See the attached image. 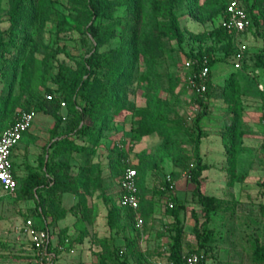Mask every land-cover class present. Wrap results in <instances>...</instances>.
Wrapping results in <instances>:
<instances>
[{"label":"rangeland","instance_id":"rangeland-1","mask_svg":"<svg viewBox=\"0 0 264 264\" xmlns=\"http://www.w3.org/2000/svg\"><path fill=\"white\" fill-rule=\"evenodd\" d=\"M190 1L184 0L175 8V22L184 34L183 43H177L171 35L167 37L164 55L151 65L140 48L139 38L147 19L149 0H136L137 59L130 79L120 87L126 91V101L111 110L93 152H72L67 160L69 167L65 164L59 167L68 183L81 174L87 183L78 188H65L59 195L60 200L54 197L66 215L57 220L49 218L51 258L42 257V251L34 247L22 228L27 219H32L35 224L40 222L36 202L24 200L16 192H7L0 186V264H113L117 258L126 259L128 264H171L168 257L174 232L170 225L174 218L167 212V206L173 195L183 203L180 225L185 231L184 244L195 241L192 211L201 212L193 194L195 184L190 178V170L199 159L208 165L201 176L202 191L225 199L228 205L226 210L213 212L208 221L213 233L205 264H255L253 249L258 242H264V214L260 209L264 204V126L261 121L264 97L255 78L235 71L233 57L225 54L224 45L214 37H208L202 47L210 50L216 64L212 68V84L206 97L208 113L199 123L206 135L199 139L194 120L202 108L191 84L190 56L199 46L189 34L211 31L218 19L203 22L205 13L197 6L204 0ZM248 3H254L253 12L259 19L256 31L245 41L251 59L263 45L264 0H248ZM82 7L78 0H55L50 7L51 15L44 23L37 22L24 30L26 42L22 52L14 46L9 53L10 56L21 55L11 89L22 101L29 102L35 112L30 130L17 145L13 156L20 175H25L29 168L42 170L40 157L45 151L52 150L51 146L69 119L66 106L60 105L56 114L46 113L38 106V101L48 92L61 95L54 80L59 65L63 63L75 69L79 60L90 50H95L94 38L81 32L83 24L77 15ZM13 8L14 0H0V35L9 37ZM113 13V19L102 23L109 25L112 20H117L119 24L99 48L101 52L119 45L118 35L127 15L126 6H114ZM23 63L27 65L26 70H23ZM105 73L106 68L100 71L94 92L100 90ZM230 79L239 85L238 99L225 98V85ZM157 82L162 86L163 98L169 103L168 124L175 129L171 133V140L172 137L176 139L172 150L189 160L175 162L168 156L160 168L144 170L141 197L149 201L146 205L149 211L141 239L137 238L135 245H128L127 237H137L134 225L111 229L107 223L108 209L120 191L112 161L122 147L127 151V161L133 166L140 161L141 153L154 156L164 144L169 132H162L158 126L139 141L131 139L132 128L141 111L145 110L153 119L150 111ZM8 85L0 80V91L6 90ZM76 142L85 143L81 138H76ZM60 158L62 156L56 160ZM83 166L87 168L80 173ZM168 175L173 181V190L167 189ZM125 216L121 212L123 223L128 222L124 221ZM108 246L115 254L121 249L124 253L110 258Z\"/></svg>","mask_w":264,"mask_h":264},{"label":"trees","instance_id":"trees-1","mask_svg":"<svg viewBox=\"0 0 264 264\" xmlns=\"http://www.w3.org/2000/svg\"><path fill=\"white\" fill-rule=\"evenodd\" d=\"M78 1L83 4V7L78 9L77 15L83 24L81 32L94 38L95 50H90L87 56L79 60L75 69L67 67L63 63L60 64L54 80L58 83L61 95L48 92L41 101H38L39 108L49 114H56L57 109L62 105L61 103L65 102L64 107L66 106L67 108L69 119L64 129L58 134L59 137L51 146L52 150L45 151L40 157L41 171L29 168L25 175H20L19 169L14 162V175L19 179L15 192L24 200L31 199L36 202V214L40 217V222L35 224V227L38 229H48L49 218L57 220L65 217L66 211L58 205L60 200L59 195L65 188L86 186L87 180L83 174L72 183H68L59 167L61 164L69 167L67 160L70 158L72 152H86L89 154L93 152L94 144L105 120L109 118L111 110L120 104H124L126 101V91L125 89H120V87L130 79V72L134 68V63L137 59V45L135 43L138 20L136 0ZM182 1L184 0H149L147 19L144 22L139 38L140 48L147 56L148 62L151 65L155 64L164 55V42L167 37L171 35L179 44H182L184 41V34L179 30L175 22V8ZM226 1L204 0L200 6H197L202 13H205V16L202 18L203 22L218 19V23L211 31H204L202 33L190 32L189 34L192 40L199 46L190 53L192 58V79L194 80L192 86L198 93L197 100L202 108V111L197 114L194 120L199 139L206 135V132L202 130L199 123L208 113L206 97L212 84V68L216 64V58L209 49L202 47V43L208 37H214L216 41L224 45L225 54L233 57L239 42L246 40L251 32L256 31L255 28H257L259 22L258 17L253 12L254 3L249 4L248 0H240L252 18V24L247 30L240 33L227 29L221 23L226 9ZM190 2L193 3V0ZM54 3L55 0H14V8L11 15L12 24L8 31L9 37L3 34L0 35V80L9 83L6 90L0 91V133L15 121L20 110H32L30 103L22 101L21 96L13 93L11 89V84L17 75V67L21 57L18 53L15 56H10L11 48L16 46L18 51L22 52L26 42L24 30L26 27L32 26L37 22L44 23L51 15L50 7ZM114 6H126L127 12L125 21L123 22V29L118 35L119 45L101 52L99 48L107 42L113 34L114 27L119 24L117 20H112L109 25L102 23L103 20L114 18ZM109 26H112V28L109 29ZM261 36L263 38L261 49L254 53L251 59L247 50L242 67H234L235 71H242L254 77L257 86L260 82L264 83V32ZM204 58H207L206 64L209 67V74L206 81L207 88L201 94L197 88L200 85L199 73L202 70ZM22 65L23 70H26L27 65L25 63ZM104 68L107 69V73L104 75L105 81L100 84V90L96 93L94 92L95 82L99 78L100 71ZM232 76L235 78L234 73ZM22 79L25 81V78ZM156 86L157 91L153 96L150 111L153 119H151L150 115H147L145 110L141 111L136 125L132 128L131 135L132 140L139 141L144 136L152 133L156 126L161 128L162 132H169V135L165 137L164 144L158 149L156 155L147 156L145 153H141L140 161L133 165L137 170L138 196L140 201L139 212L143 217L144 224L149 211L146 206L149 204V201H145L141 197L144 170L146 168H160L162 162L168 156H172L175 162L183 159L189 160L188 157L181 154L178 156L177 152L172 150L176 139L172 137L173 139L171 140V133H174L175 129L167 121L169 103L162 96L163 89L159 82L156 83ZM238 86L237 84H233L232 79L227 82L224 89L227 100H232L233 97L239 98L237 93ZM259 91L264 97V90L259 89ZM47 95H52V98H48ZM9 118L10 121L8 122ZM60 120L61 117L57 122L58 125ZM76 138H81L85 143H77ZM232 150V147L229 146L231 154H233ZM59 156H62V158L56 160ZM128 166L131 165L127 161V151L121 147L118 149L117 157L112 161L113 171L118 176V179H120L121 174ZM86 168V166L81 167L80 173H83ZM207 168L208 165L202 163L199 159L197 164L190 170V178L195 184L193 194L200 206L201 212L199 214L196 210L192 211L195 241H188L184 244L186 238L185 231L180 225V213L184 208L183 203H181L176 195H173L171 199L173 206H167V212L174 218V221L170 225V229L174 232L168 257L171 264H185L184 256L193 252L202 254L199 264H205L213 233L212 229L208 227L210 216L213 212L228 209L225 199L202 191L201 176L202 172ZM167 189L171 190L168 186ZM120 195L121 191H119L118 197L108 209L107 223L111 229L133 224L137 231V237H127L126 244L135 245L137 238L138 240L141 239L144 230L143 227L140 229L136 226L135 211L119 205L118 199ZM54 197H57L59 200H56ZM260 209L264 214V204L260 206ZM121 212L125 213L124 221L128 222L123 223L121 221ZM106 249L107 256L110 258H116L118 255L124 253L121 249L115 254V251L111 250L109 246ZM252 259L255 264H264V242H258L255 245ZM113 264H128V261L117 258Z\"/></svg>","mask_w":264,"mask_h":264},{"label":"built area","instance_id":"built-area-1","mask_svg":"<svg viewBox=\"0 0 264 264\" xmlns=\"http://www.w3.org/2000/svg\"><path fill=\"white\" fill-rule=\"evenodd\" d=\"M224 27L237 33L247 30L252 24V18L247 12L245 6L240 0H227L226 9L221 19ZM244 41L239 42L237 50L233 55V65L235 68H241L243 59L248 45ZM207 58L203 60V67L199 73L200 85L197 90L203 93L206 88V81L209 74L207 66ZM191 84L194 80L191 78ZM258 87L264 90V83H258ZM52 98V95H47ZM65 105V102H62ZM35 120L34 110L22 109L18 112L15 121L6 127L0 133V186L7 192H15L18 187L19 179L14 175V159L17 145L24 139L25 134L29 131ZM261 120L264 126V101L261 104ZM167 186L172 190L174 188L173 181L168 175ZM119 187L121 195L118 199L119 205L127 207L135 211L136 226L142 229L144 220L139 212L140 201L138 196L137 170L133 166L125 168L119 179ZM173 206V202L169 203ZM23 230L28 235L29 240L37 250L42 251L43 258H51L49 252L50 231L49 229H38L32 219H27L23 225ZM202 254L197 252L189 253L184 256L185 264H199Z\"/></svg>","mask_w":264,"mask_h":264},{"label":"crops","instance_id":"crops-1","mask_svg":"<svg viewBox=\"0 0 264 264\" xmlns=\"http://www.w3.org/2000/svg\"><path fill=\"white\" fill-rule=\"evenodd\" d=\"M249 35H250V34H249ZM249 35H248V36H249ZM261 121H262V120H261ZM29 130H30V129H29ZM28 132H29V131H28Z\"/></svg>","mask_w":264,"mask_h":264}]
</instances>
